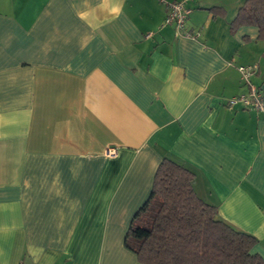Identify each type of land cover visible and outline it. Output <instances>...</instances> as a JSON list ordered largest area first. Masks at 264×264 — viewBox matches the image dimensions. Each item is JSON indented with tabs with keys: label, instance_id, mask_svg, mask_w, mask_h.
<instances>
[{
	"label": "crops",
	"instance_id": "obj_1",
	"mask_svg": "<svg viewBox=\"0 0 264 264\" xmlns=\"http://www.w3.org/2000/svg\"><path fill=\"white\" fill-rule=\"evenodd\" d=\"M0 0V264H142L125 246L163 159L264 262V114L238 66L264 38L246 0Z\"/></svg>",
	"mask_w": 264,
	"mask_h": 264
},
{
	"label": "trees",
	"instance_id": "obj_2",
	"mask_svg": "<svg viewBox=\"0 0 264 264\" xmlns=\"http://www.w3.org/2000/svg\"><path fill=\"white\" fill-rule=\"evenodd\" d=\"M256 26L264 38V0H246L231 23ZM194 174L172 160L157 168L152 190L131 219L125 246L142 264H264L256 239L220 219L200 199Z\"/></svg>",
	"mask_w": 264,
	"mask_h": 264
},
{
	"label": "built area",
	"instance_id": "obj_3",
	"mask_svg": "<svg viewBox=\"0 0 264 264\" xmlns=\"http://www.w3.org/2000/svg\"><path fill=\"white\" fill-rule=\"evenodd\" d=\"M188 1L189 0H181L169 3V12L163 21V25L173 24L177 31H183L186 17L190 12V10L185 7ZM237 70L243 84L247 87V91L229 98L227 100V105L232 107L240 104L245 108H250L264 114V94H262L260 89L253 85L251 81V78L257 73L258 66L256 64L242 65L238 66Z\"/></svg>",
	"mask_w": 264,
	"mask_h": 264
}]
</instances>
